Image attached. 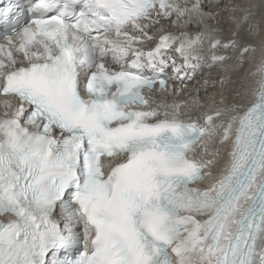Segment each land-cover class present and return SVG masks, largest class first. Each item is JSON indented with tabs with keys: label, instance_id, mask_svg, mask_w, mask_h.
<instances>
[{
	"label": "snow or ice",
	"instance_id": "snow-or-ice-1",
	"mask_svg": "<svg viewBox=\"0 0 264 264\" xmlns=\"http://www.w3.org/2000/svg\"><path fill=\"white\" fill-rule=\"evenodd\" d=\"M255 8L0 6V264H264ZM249 64L238 99L221 79L210 111L199 98L167 103L205 66Z\"/></svg>",
	"mask_w": 264,
	"mask_h": 264
},
{
	"label": "bare ground",
	"instance_id": "bare-ground-1",
	"mask_svg": "<svg viewBox=\"0 0 264 264\" xmlns=\"http://www.w3.org/2000/svg\"><path fill=\"white\" fill-rule=\"evenodd\" d=\"M236 3L241 6L242 12H243V9L248 8L250 5H252V4L256 5V8L252 9V11L255 14L254 15V21L257 24V29H256L255 34H258L261 37H264V0H236ZM240 15H241V12L239 14H236L237 17H239ZM227 16H228V14L225 13V17H227ZM233 23H234V21L226 19L224 22L225 29L227 30ZM246 28H247V25H245V29ZM226 34H229V33H227V31H226ZM255 34L252 37H249V39H252V42L258 46L260 41L255 39ZM255 56H256L255 63H259V61L261 59V54H260L259 48L257 49ZM252 67H254V64L245 65L244 69L233 68V70L230 73H225L222 71V69L218 65L213 66L211 69H209L207 66H205V68L202 71H198L196 73L194 80L186 81L184 84L178 83L175 85L176 88L182 90V92L180 94H183V92H186V93H188V97L184 100L172 101L170 104L180 103L182 106L181 111H183L184 110V107H183L184 102L192 103L193 101H196L195 99H193V96H191V93H190L191 90L200 89L201 92H203V91L206 92L207 90L212 91V89H213V90L217 91V89H215L217 86L221 90V84H220L221 79L225 80L224 87L227 89V92L225 94L228 96L229 101L231 102L233 99H238V98L234 97L233 91H234V89L241 87L239 82L243 78L244 71L248 70ZM233 82H235V83H233ZM206 83H207V86H205ZM209 84H212L213 86H216V87L211 89ZM211 95H213V93H211ZM209 108H211V107H209Z\"/></svg>",
	"mask_w": 264,
	"mask_h": 264
},
{
	"label": "rangeland",
	"instance_id": "rangeland-1",
	"mask_svg": "<svg viewBox=\"0 0 264 264\" xmlns=\"http://www.w3.org/2000/svg\"><path fill=\"white\" fill-rule=\"evenodd\" d=\"M205 86H207V83H206V85ZM210 90H207L206 92H209ZM210 93V92H209Z\"/></svg>",
	"mask_w": 264,
	"mask_h": 264
}]
</instances>
